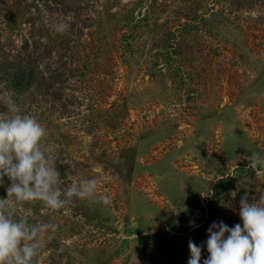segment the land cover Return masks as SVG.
Listing matches in <instances>:
<instances>
[{"label":"rangeland","instance_id":"obj_1","mask_svg":"<svg viewBox=\"0 0 264 264\" xmlns=\"http://www.w3.org/2000/svg\"><path fill=\"white\" fill-rule=\"evenodd\" d=\"M4 93L46 129L60 188L98 178L111 201L18 206L57 225L37 264H187L190 240L203 264L209 226H243L241 198L264 194L247 167L264 158V0H0Z\"/></svg>","mask_w":264,"mask_h":264},{"label":"clouds","instance_id":"obj_2","mask_svg":"<svg viewBox=\"0 0 264 264\" xmlns=\"http://www.w3.org/2000/svg\"><path fill=\"white\" fill-rule=\"evenodd\" d=\"M67 25L60 24L59 31ZM0 186L7 177V198L0 199V264H37L46 236L55 231L53 223H30L17 216V208L37 202L51 212L63 210L74 200L110 205V198L99 195L98 178L82 180L66 190L60 188V172L45 145L46 129L21 110L7 93L0 94ZM247 167L254 172L264 168V158L253 153ZM241 224L229 228L223 221L208 228L207 259L203 264H264V194L249 203L240 200ZM227 234V235H226ZM189 241L187 264H201L202 248Z\"/></svg>","mask_w":264,"mask_h":264},{"label":"trees","instance_id":"obj_3","mask_svg":"<svg viewBox=\"0 0 264 264\" xmlns=\"http://www.w3.org/2000/svg\"><path fill=\"white\" fill-rule=\"evenodd\" d=\"M25 59V62L28 64L30 62H32V58L27 56V58H24ZM22 76V75H21ZM19 76L18 74L15 75L16 77V80L18 81L17 84H13V87L11 88L13 92H15L16 94L18 95H22V96H25L24 94L27 93L29 91V88H24L23 86V79L22 77ZM28 87V86H27ZM27 91V92H26ZM30 96V95H29Z\"/></svg>","mask_w":264,"mask_h":264}]
</instances>
